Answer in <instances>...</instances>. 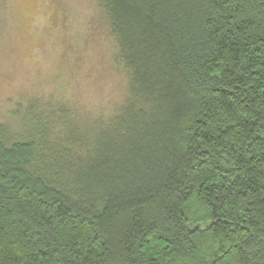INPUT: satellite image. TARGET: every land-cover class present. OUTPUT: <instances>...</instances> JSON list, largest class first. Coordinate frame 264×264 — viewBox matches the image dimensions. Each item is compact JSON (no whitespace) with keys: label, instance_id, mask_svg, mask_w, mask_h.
I'll return each mask as SVG.
<instances>
[{"label":"trees","instance_id":"16d2710c","mask_svg":"<svg viewBox=\"0 0 264 264\" xmlns=\"http://www.w3.org/2000/svg\"><path fill=\"white\" fill-rule=\"evenodd\" d=\"M96 1L126 99L86 157L0 142V264H264V0Z\"/></svg>","mask_w":264,"mask_h":264},{"label":"rangeland","instance_id":"374dc122","mask_svg":"<svg viewBox=\"0 0 264 264\" xmlns=\"http://www.w3.org/2000/svg\"><path fill=\"white\" fill-rule=\"evenodd\" d=\"M116 55L96 0H0V142L44 138L65 162L86 157L76 133L106 146L110 133L97 127L127 96Z\"/></svg>","mask_w":264,"mask_h":264}]
</instances>
